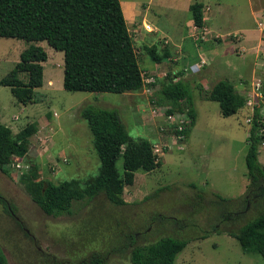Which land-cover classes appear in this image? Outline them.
Instances as JSON below:
<instances>
[{
    "label": "rangeland",
    "instance_id": "374dc122",
    "mask_svg": "<svg viewBox=\"0 0 264 264\" xmlns=\"http://www.w3.org/2000/svg\"><path fill=\"white\" fill-rule=\"evenodd\" d=\"M119 2L144 79L155 80V87L150 89L146 84L135 94L66 91L63 88V54L44 41L32 43L47 54V60L42 63L43 84L34 90V102L22 105L14 99L9 88L0 86V123L9 127L13 134L22 133L28 142L26 155L12 157L5 167L6 174L0 171V196L18 218L17 222L10 218L0 202V247L7 263L38 264L37 254L42 250L60 264H79L83 257L95 252L108 254L107 264H131V247L125 246L124 251V245L129 243L126 236L132 235L134 246L148 245L161 237L187 240V246L176 256L174 264H264L260 255L243 253L238 241L224 231L235 229V226L218 227L219 234L212 231L218 223L216 209L220 202L217 197L237 199L248 185L247 120L254 101L237 115L224 118L218 104L206 99L208 89L204 83L208 81L211 87L216 82L228 81L237 93L244 88L243 84L249 88L253 55L245 51L238 56L227 49L224 53H229L228 57L214 68L211 76L202 79L197 74L194 79L192 74L174 78L184 79L189 84L195 113L194 124L187 135L180 138L175 134V123L179 120L176 116L173 122L167 120V108L156 104L161 82L166 80L167 74L178 73L172 74L177 67L165 61L157 64L145 51V47L151 45L158 46L160 51L158 38L166 37L170 21L189 19L188 6L194 2L208 5L211 14L218 13L229 20L230 32L240 33L244 40H256L259 28L263 29L264 38V0ZM135 8L144 10L146 15L136 16ZM145 24L151 26L154 34L145 30ZM205 24L211 27L210 22ZM209 34L207 29L203 39L211 37ZM192 40H187L191 48L194 47ZM204 40L199 38L197 42ZM29 45L23 40L0 38V79L14 68ZM162 70L164 74H160ZM20 79L26 81V76L22 74ZM88 105L116 110L131 138L149 142L161 167L151 172L137 171L133 184L122 190L125 205L121 207L113 206L99 195L91 200L73 201L70 215L46 216L31 201L21 179L32 167H36L38 179L55 185L71 180L84 183L97 175L99 160L92 136L86 122L79 117L80 110ZM185 117L186 128L189 121ZM30 126L35 130L28 134ZM258 161H264L263 151ZM116 167L122 174V158L117 160ZM19 223L23 229L18 227ZM205 233H209L207 238L201 239Z\"/></svg>",
    "mask_w": 264,
    "mask_h": 264
},
{
    "label": "trees",
    "instance_id": "16d2710c",
    "mask_svg": "<svg viewBox=\"0 0 264 264\" xmlns=\"http://www.w3.org/2000/svg\"><path fill=\"white\" fill-rule=\"evenodd\" d=\"M205 8L196 2L189 7L193 25L198 28L205 25ZM0 38H14L30 44L20 54L14 68L0 79V86L9 88L14 99L22 105L33 103L34 90L43 84L42 63L47 60V54L40 46L32 44L35 42L44 41L55 51L62 52L66 91L135 94L146 87L144 71L139 66L119 0H0ZM145 51L155 63L162 62L163 57L155 46L145 47ZM22 74L26 81L20 79ZM183 74L166 75L156 102L157 106L167 108L166 117L185 115L188 118V127L180 132L176 130L177 136H186L195 121L190 86L184 79H174ZM147 85L152 89L157 82L153 80ZM262 90V98L254 101L248 119L246 191L237 199L217 197L220 202L216 209L218 223L212 231L219 234L218 227L235 226V229L224 231L238 241L243 253H255L264 259V166L258 161L259 149L264 144V80ZM205 96L218 104L224 118L235 116L248 107L246 97L237 93L228 81L216 82ZM79 117L86 122L92 136L99 160L97 175L84 183L71 180L55 185L38 179L36 167H32L21 179L31 201L52 218L70 215L73 201L91 200L99 195L113 206L121 207L125 205L122 190L133 184L135 173L161 167L149 142L131 138L116 110L88 105L80 110ZM34 130L30 126L28 134ZM27 145L22 133L13 134L9 127L0 123V171L7 173L5 167L12 157H24ZM119 158H122V174L116 167ZM0 202L3 203L1 196ZM3 205L9 215V209ZM126 238L129 243L124 245V251L131 247V264H174L176 256L188 244L185 239L161 237L151 244L134 246V237ZM119 250L122 252L123 246ZM37 258L40 264H60L55 257L40 252ZM107 263L108 254L98 252L79 261V264ZM0 264H7L1 248Z\"/></svg>",
    "mask_w": 264,
    "mask_h": 264
},
{
    "label": "crops",
    "instance_id": "0c3cea01",
    "mask_svg": "<svg viewBox=\"0 0 264 264\" xmlns=\"http://www.w3.org/2000/svg\"><path fill=\"white\" fill-rule=\"evenodd\" d=\"M195 3V2H194ZM200 3V2H196ZM193 3H190L189 7ZM204 7H208V5H204ZM137 9V8H135ZM177 12V11H174ZM144 10L141 12L137 9L135 14L136 16L142 17L144 14ZM190 13V11H189ZM222 15V14H221ZM125 19L126 15L124 13ZM169 23V28L167 29L166 37H159L158 40L161 41L160 51L159 47L156 45L157 52L163 57V61L166 63L171 62L177 68H174L172 74L176 72H184L183 76L193 75L194 79H197L195 75L199 74L202 79L204 76H211L213 72H215L214 68H218L222 64V60L225 57H228L229 53L232 50L240 56L245 51L249 52L254 57V63L252 65V79L251 85L248 88L243 84L241 80H239L240 84H243V89L239 91V94L246 97L247 101L253 102L257 100L255 97V85L257 83L262 84L264 80V38H263V29L259 28L258 38L253 41L244 40L243 35L236 32L231 33L230 21L223 18L222 16H218V13L211 14V10L209 13L208 20L206 22H210L211 27H206L205 24L203 27L209 31V36L203 42H193L190 35L192 34L193 22L190 18L185 21H180L176 23ZM205 22V23H206ZM127 24V21H126ZM148 25V24H145ZM150 26V25H149ZM151 27V26H150ZM240 31V30H239ZM153 32V29H152ZM150 34H154V33ZM226 33V34H225ZM222 34H225L222 36ZM223 37L226 39L223 40ZM146 38V36H144ZM192 40L194 44L193 48L189 44H187V40ZM207 39H210L206 41ZM206 41V42H205ZM229 45V48L228 46ZM232 47V48H230ZM228 49V50H227ZM231 49V50H230ZM224 50H227L229 53H224ZM161 62V63H162ZM259 66V67H258ZM260 68H263L261 70ZM160 74H164V71H160ZM182 76V77H183ZM201 79V78H200ZM208 80V79H207ZM205 81V80H204ZM203 82V81H202ZM206 89H209L210 86L208 81H205ZM215 84V83H214ZM264 152V144L259 149L258 159L260 157L261 152ZM261 165L264 166V161L260 162Z\"/></svg>",
    "mask_w": 264,
    "mask_h": 264
},
{
    "label": "built area",
    "instance_id": "2783aa9c",
    "mask_svg": "<svg viewBox=\"0 0 264 264\" xmlns=\"http://www.w3.org/2000/svg\"><path fill=\"white\" fill-rule=\"evenodd\" d=\"M209 13H210V8L209 7H206L205 10H204V16H203V21L204 22L208 20ZM261 25H262L261 22H259L258 23V27H260ZM145 30L147 32H150V33L152 32V28L149 25H146L145 26ZM206 32H207V30L204 27L198 28V27H196V26L193 25L192 34H191L192 36L191 37L194 39V41L199 40V38H202V40H204L203 39V34H205ZM144 82H145V84H149V83H152L153 82V79H148V80L144 79ZM255 92H256L255 97L257 99H261L262 98V95H263L262 84L257 83L255 85ZM250 105H251V102L250 101H247V106H250ZM173 116H176V120H179L178 123H175L176 124L175 130L177 129L178 132L183 131V127H184V124H185V120H184L185 115H172V116H168L167 117V120L173 122V120H174V119H172V118H174ZM247 122H249V120H247ZM181 137L182 136L180 135V138Z\"/></svg>",
    "mask_w": 264,
    "mask_h": 264
},
{
    "label": "flooded vegetation",
    "instance_id": "af4514ba",
    "mask_svg": "<svg viewBox=\"0 0 264 264\" xmlns=\"http://www.w3.org/2000/svg\"><path fill=\"white\" fill-rule=\"evenodd\" d=\"M9 217L12 218V219H15L16 222H17V220H18V218L14 216V213H13V211H12L11 209H9ZM19 225H20V227L22 228V224L19 223ZM22 229H23V228H22ZM22 229H21V230H22ZM26 233H27V235H28V231H26ZM0 248H1V247H0ZM38 249H39V248H38ZM1 250H2V249H1ZM39 250H40V249H39ZM2 252H3V251H2ZM40 253H41V254H44V255H47V256H50V257L52 256V255L46 254V253H45L44 251H42V250L40 251ZM52 257H54V256H52ZM5 259H6V258H5ZM6 261H7V260H6ZM7 264H8V263H7ZM38 264H40V263H38Z\"/></svg>",
    "mask_w": 264,
    "mask_h": 264
}]
</instances>
